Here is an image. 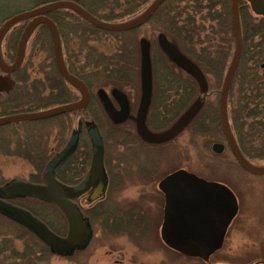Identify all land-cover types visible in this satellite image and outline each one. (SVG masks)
Wrapping results in <instances>:
<instances>
[{
  "label": "water",
  "instance_id": "water-1",
  "mask_svg": "<svg viewBox=\"0 0 264 264\" xmlns=\"http://www.w3.org/2000/svg\"><path fill=\"white\" fill-rule=\"evenodd\" d=\"M166 1L154 0L140 16L123 23L101 21L71 1L50 3L7 20L0 28V47L6 34L15 25L32 19L24 30L16 52L15 62L11 66L4 62L0 49V72L11 75L20 68L30 35L36 27L45 25L51 34L57 71L65 82L79 92L81 99L43 112L15 114L1 118L0 127L18 122L62 116L86 109L89 104L90 92L80 79L67 70L59 32L55 24L45 17L46 14L59 10H70L97 29L110 33H126L148 23ZM247 1L256 15L264 16V0ZM231 11L235 51L220 94L221 126L227 145L238 165L250 174L264 176V166H254L244 157L230 126L228 95L242 53L239 0H232ZM159 43L166 56L197 82L201 95H206L208 83L202 71L183 56L166 38L161 37ZM141 49L143 53L147 51L148 45L145 41L141 42ZM152 83V65L146 62L141 69L142 93L135 122L144 141L151 144H164L177 138L200 113L203 105L201 102L191 105L169 129L161 133H152L146 126V117L151 105ZM102 96L112 122L121 124L131 118L129 103L122 94L116 95L120 103V110L113 107L107 95ZM84 126L90 139L92 157L89 171L79 185L69 187L61 183L57 179V173L71 159L80 144L83 130L81 121L65 147L46 166L43 174V185L15 179L0 187V215L25 228L43 243L52 254L62 258L71 257L76 252H83L93 238L89 219L82 216L73 200L94 188L89 201H96L104 194L106 188L104 140L95 123L87 122ZM213 150L218 154L222 153L224 146L215 144ZM159 189L166 196L165 220L161 228L162 240L169 248L185 256L200 258L208 262L210 257L222 247L226 229L237 213V201L234 194L223 185L207 182L185 171H179L167 177L160 183ZM18 198H33L54 204L66 218L68 223L67 235H57L29 211L8 202Z\"/></svg>",
  "mask_w": 264,
  "mask_h": 264
},
{
  "label": "trees",
  "instance_id": "trees-1",
  "mask_svg": "<svg viewBox=\"0 0 264 264\" xmlns=\"http://www.w3.org/2000/svg\"><path fill=\"white\" fill-rule=\"evenodd\" d=\"M69 1L80 5L101 21L109 19L112 23H120L126 21L125 18L128 15L140 12L142 8L144 9L153 0ZM117 5H119L121 13L115 15L113 14V10H115ZM231 5L232 0H167L157 10L155 16L146 24L143 30L139 29L123 34L117 33L118 37H115V33H110V35H114L113 37L109 36V33H104L108 35L106 37L117 41V46H115L116 54L109 55L107 58L103 57V53H95L91 49V45H89L91 42L99 41L97 38L93 40L97 35L92 33L98 32V29L86 23L74 22L75 18H79L72 14V12L61 10V12L66 14L67 20H73L71 31H68V25L62 24V20L60 23L58 22V27L65 44L67 43V33H74L76 37L82 34L81 43H83V50L86 51L83 58L85 64L82 65L79 60L82 56V49L77 53L76 50H66L65 53L67 55L68 51L72 56L69 60L72 63V65H69L70 72L81 78L93 94L97 88L103 89L106 86L105 82H114L113 79L110 78L108 80V77H104L112 67L118 70L117 72L121 77H124L123 71L130 72L131 56H134V60L137 62L136 68L133 69L132 67V70L136 72L137 68H139V37L142 34L146 36L148 33H151V40L150 38H146L147 36L143 38L151 42L150 52L153 81L155 82L156 75L161 77L162 85L160 86V93L164 97L167 96V98H164L166 99V103H171L170 105L174 104V107L171 108L173 120L170 124H172L187 108L195 103L200 97V93L194 79L176 66L162 51L159 40L161 37L166 38L183 56L194 63L202 71L207 80H209V95L205 99L207 101L205 109L201 112L199 119L202 120L203 116L206 117L204 124L211 126L212 130H219L220 88L235 51ZM239 17L242 30V53L229 90L228 116L231 130L242 154L249 163L258 167L264 165V19L252 14L246 0H239ZM42 31L46 32V29L42 28ZM18 37L17 29L12 31L7 37L6 48L10 59L14 57ZM76 42H80V40L77 39ZM31 53H33L31 58H40L41 55L40 59L45 61V63L47 62L49 64L48 67H52L47 74L52 78L54 77L58 84H63V80L55 67L51 46L45 47L39 52L36 48L32 49ZM65 59L67 64V56ZM153 62L154 64L156 62L162 65V72L159 75ZM100 75L101 77L103 75L104 80L100 79ZM120 75H118V78ZM69 97L67 101L69 103L77 100V98H72V94ZM176 97L179 100L172 103L171 99H175ZM96 101L97 99L94 96L87 111L85 110L86 112L72 113L71 122L73 116H89L95 121L104 134L106 154L108 140H112L115 147H117L116 141H118V146L126 147L124 137L119 139L114 135L107 115L100 109V103L98 104ZM57 119H60L61 124L64 125L67 120L70 121V116H60ZM102 120H105L109 124L108 133L101 125ZM66 168L67 165L62 171L64 172ZM63 172L59 174V180L67 182V176L63 175ZM0 221L2 224L6 223L4 226L7 230L12 223L1 216ZM48 226L54 233L60 235L50 224ZM138 229L139 231L145 230L144 227H139ZM18 230L26 234L19 235L20 237H18L16 236L17 232L5 234L0 229V237L2 238V243H5L4 247L6 248V250H1L0 254L3 251H9L10 253L5 259L0 260V264H24L26 260H30V262L25 264H34L37 261L38 258L34 257L37 254L35 245L42 246V244L37 240L31 242L34 236L27 230L20 227ZM22 236L25 237L23 238ZM14 240H19L22 242V245L23 243L25 244L24 252L16 250ZM1 249H3V245Z\"/></svg>",
  "mask_w": 264,
  "mask_h": 264
},
{
  "label": "rangeland",
  "instance_id": "rangeland-1",
  "mask_svg": "<svg viewBox=\"0 0 264 264\" xmlns=\"http://www.w3.org/2000/svg\"><path fill=\"white\" fill-rule=\"evenodd\" d=\"M51 1L52 0H0V26L8 18L20 12L27 11L40 4ZM147 6L148 5H146L144 9ZM144 9L142 8L140 11ZM125 20L129 19L125 18ZM102 21L112 23L109 19H104ZM92 33L97 35L93 40H96V38L99 40L90 43L95 53H103L102 55L104 58L116 54L115 46H117V41H113L110 37H106L108 35L113 37L114 35H110L109 32L100 29H98V32ZM104 33L109 34L106 35ZM144 36L145 35L142 34L139 38ZM146 36V38L152 39L151 33H148ZM115 37H118L117 33H115ZM146 42L149 43V45L151 44L149 40H146ZM28 47L30 48V46ZM150 50L151 48H148L142 56L139 55V68H137L136 72L132 70V67L135 69V66H137L134 56L130 57V72L126 70L123 71L124 77H121L117 72L118 70L112 67L109 73H106L104 77L115 79L120 75L119 78H117L116 82H105L106 86L103 87V89L99 88L98 92L100 94H109L117 87L128 92V87L130 85L138 84V82H140V64L149 61L151 56ZM26 53V58L30 59L33 53H31V50H27ZM85 53L86 52L82 51V56L79 59L82 65L85 64V60L83 59ZM159 57L161 56L159 55ZM26 64L24 69L25 73L27 72V74L31 76L27 84H32L34 76H37L38 67L32 66L31 62H26ZM153 65L159 75L162 72V65L156 62L155 64L153 62ZM44 68L49 70L52 67L46 66ZM113 70L115 71L114 73ZM120 72H122V70H120ZM21 74L25 75L24 71ZM160 78V76H155V105L153 104V106L150 107L149 111L150 113L152 112V119H148V124L152 125L155 129L167 127L173 120L171 108L174 107V104L170 105L171 103H166V99L164 98H167V96L164 97L163 94L160 93V86L162 85ZM1 79L9 80L10 83L8 87H11L10 90H12L13 84H15L13 80L11 78L7 79L0 72V80ZM100 79L104 80L103 75L102 77L100 75ZM131 81H134L136 84L134 82L131 84ZM68 89L71 90L70 95L72 94V98H77L78 100V93L71 87ZM44 92H46L45 94L49 93L47 90ZM10 93L11 92L2 93V90H0V101L4 100ZM129 93L132 97L133 95L135 96V91L133 93L129 91ZM213 97L215 98V96ZM69 98L70 97H67L66 99L69 100ZM171 100L173 103L179 99L176 97ZM103 107L105 108V105H103ZM58 117L37 121L18 122L0 127V154L5 155L6 153L7 155L5 156H8H0V169L2 171L0 173V186L15 179H20L22 181L28 180L27 177L29 176V171H32V168L27 164L26 159L18 155L34 154L35 151L31 145L36 139L42 141V154H46L49 150L48 145L50 143V145H52L54 138L58 135V131H56L58 128L55 129L54 127L55 123L61 124L60 119H57ZM79 118L80 116H73L71 125L67 130L66 139H68L70 128L76 126ZM86 118L88 121L92 120L89 116ZM62 125L63 124H61V126ZM101 125L108 133V123L102 120ZM56 127H58V125H56ZM213 133L216 135V138L200 139L198 149L189 145L191 142V134L187 133L173 144L163 147H150L144 145L141 146V148L137 147L135 151H133L131 155H135L134 163L141 171L148 172L156 166L158 169V173L153 175V180H150V178L142 179V177H138L136 173L131 175L132 178L130 179V184H128V189L121 195L124 203L121 204V208L127 209L131 203L136 204L143 209L149 218L148 227L145 228L144 231H139V229L136 228L135 231L137 236L134 240L128 238L126 234H120V232H118L119 234L117 235H106L105 238L100 237L99 233L98 237V232H96L95 229L93 240L85 252H76L73 257L62 258L53 255L43 243L34 237L31 242L37 240L44 246L35 245L37 254H35L34 257L38 259L34 264H264V262H261L264 261V176H256L243 170L234 161L228 149L220 156L215 154L212 151V145L214 143L225 144V142L217 130L213 131ZM48 140L50 141L48 142ZM113 144L112 140H108V167H113L114 155L119 154V152L116 151L117 147ZM128 154L130 155V153ZM128 154L126 153L125 155L127 156ZM209 156L226 160L229 158L227 167H218L214 165V162L211 161ZM126 159L128 160V156ZM253 161H255V159H253ZM229 166L230 168H228ZM181 169L191 172L205 181L218 183L220 185L225 184L235 193L239 203L240 211L236 214L232 222L233 230L230 239L224 242V245L210 257L208 262L202 259H191L170 250L160 236L163 197L156 190L155 182L158 181V179H162L165 175H169L171 172ZM120 200L121 199H119V201ZM21 205L39 212L61 236L67 234V221L58 208L49 210L42 205H37L29 201L22 202ZM235 223H237V227H234ZM4 225H6V223L2 224L0 221L1 232H5V234L17 232L16 236L18 237H20L19 235L26 234L18 230L19 227L12 223L9 225L8 230L5 229L6 227ZM22 237L24 238L25 236ZM19 240H14L15 248L18 252H24L25 244L23 243L22 245V242ZM1 243L2 238L0 237V251L6 250L4 247L5 243ZM2 245L3 249H1ZM9 255V251L1 252L0 260L5 259V257ZM29 262L30 260H26L24 264Z\"/></svg>",
  "mask_w": 264,
  "mask_h": 264
},
{
  "label": "flooded vegetation",
  "instance_id": "flooded-vegetation-1",
  "mask_svg": "<svg viewBox=\"0 0 264 264\" xmlns=\"http://www.w3.org/2000/svg\"><path fill=\"white\" fill-rule=\"evenodd\" d=\"M57 1H69V0H52L51 2L40 4V5L32 8V9L20 12L18 14L29 12V11L38 9L42 6H45L47 4L57 2ZM246 3L248 5L250 11L252 12V14H254V16L261 18V19H264V16L256 15L252 11L250 3L247 0H246ZM150 4H148V6L143 11H140L137 14L134 13V14L128 15L127 18L129 20L137 18L138 16H140L142 13H144L146 11V9L150 6ZM132 5H134V4H132ZM68 11H70V10H68ZM70 12H72V11H70ZM119 13H121V11L119 9V5H117L115 10H113V14L117 15ZM18 14H16V15H18ZM72 14L76 15V17L79 18V19L75 18L74 22L77 21L78 23L89 24L84 19L79 17L77 14H75L74 12H72ZM155 14H154V16H155ZM16 15H14V16H16ZM65 16H66V14L61 12V10L50 12V13L45 15V17L50 19L55 24V26L57 27V30H58L59 36H60V41H61V48H62L64 63L67 67V70L70 72L69 65H72V63H70L69 60L71 59L72 56H71V54H69L70 52L68 53V51H67V55H66V53H65L66 50H69V51L76 50V53H77V52L81 51V49L83 50L84 48H83V43H81V39H82L81 35L82 34H80L79 37H76V35L74 33H67V43L66 44L63 43L62 36H61L60 30L58 27V22L60 23L62 20V24L64 23L65 25H68V27H69L68 31H71V27L73 24L72 23L73 20H71V19L67 20V17H65ZM93 17H95V16H93ZM11 18L12 17L8 18L7 20H9ZM95 18H97V17H95ZM129 20H126V21H129ZM31 21H32V19L23 21V22L15 25L4 37V39L1 43L0 49H1L3 60L7 65L11 66L15 62L16 52H17V49L19 46V42L21 40V37L24 33L25 28L27 27V25ZM126 21H123V22H126ZM123 22H120V23H123ZM146 24L135 29V30H133V31H130V32H134V31H137L139 29L143 30V28L146 26ZM1 26H0V28H1ZM42 28H45L46 32L42 31ZM16 29L18 30L19 37H18V41H17L15 55H14L13 59H10L9 58L10 55H9L8 50L6 48V42H7V37L9 36V34ZM74 38H75V40H74ZM77 39L80 40V42H76ZM146 40L147 39H145L143 37H141L139 39L140 56H142V54H143L142 49H141V42L142 41L146 42ZM147 45H148V48H151V44L149 45V43H147ZM28 46H30V48ZM50 46L53 50V43H52V38H51V34H50L49 29L45 25H39L38 27L35 28V30L32 32V34L29 37V40L27 42L26 51H25V56H24V59H23V62L21 64L20 68L15 73H13L11 75L2 73L7 79L11 78L15 84H13L14 86H13L12 90H10L11 87H8L10 81L9 80H3V79L0 80V90H2V93L3 92H5V93L11 92L10 94L7 95L6 98H4V100L0 101V119L15 115V114L43 112V111H47V110H50V109H53V108H56L59 106L70 104L69 102H67L68 99H66V98L69 97L70 93H71V90H69L68 88L69 87L73 88V87L71 85H69L67 82H65L64 79L60 75L59 76L63 80V84H61V85L57 83V81L55 80L54 77L52 78L51 76H49L47 74V72L49 70L44 68L46 66H49V64L47 62L45 63V61L40 60V58H38V57L37 58H30V59L26 58L27 50H32V49L34 50L36 48V50H38V52H39V51L43 50L45 47H50ZM91 49L94 50L92 47H91ZM83 51L86 52L85 50H83ZM66 56H67V64H66V59H65ZM69 56H70V58H69ZM53 57H54V54H53ZM26 62L27 63L31 62L32 66L38 67V72L36 73L37 76H34V81L32 84H29V83L27 84V81L29 78H31V76L28 75L27 72L25 73L24 69L27 65ZM148 62L151 63V56H150ZM54 63H55V60H54ZM46 64H48V65H46ZM141 64H140V67L142 69V66L144 64H142V65ZM230 64H231V62H230ZM230 64H229V66H230ZM55 67H56V65H55ZM228 69H229V67H228ZM228 69H227V71H228ZM23 71H24L25 75L21 74ZM227 71L225 73V76L227 74ZM19 74H21V75H19ZM225 76H224V79H225ZM75 77L80 79L87 86V84L81 78H79L78 76H75ZM117 78H118V76H117ZM117 78H115L113 80L116 82ZM224 79H223V82H224ZM108 80H110V78ZM206 80H207V78H206ZM207 81H208L207 82L208 83V93L204 96L201 95V93L199 91V86H198L197 82L195 81L197 86H198V91L200 93V97L195 101V103L201 102L203 105L200 113L195 117V119L191 122V124L183 132H181V134L177 138H175L174 140H172L168 143H164V144H151V143L144 141L142 139V137L140 136L138 129H137L135 118L137 116V113H138V110L140 107V101H141V93H142V90H141V72H140V82H138L139 85L136 84L134 81H131V84H133V82H134L136 85H130L128 87L129 88L128 92H125V91H123L117 87L113 90V92H111L109 94L108 93L107 94L106 93L100 94L98 92L99 88H97L93 94L91 92V89L87 86V88L90 92L89 104H90L92 98L95 96L97 99L96 102H98V104L100 103V105H101L100 109L103 110V112L107 115V118L110 122L109 124H110V126H112V131L114 132V135L119 139L121 137H124L126 147L125 146H118V141H116V143H117L116 151L119 152V154L114 155L113 167L112 166L108 167L109 161H108V156L106 154V144H105L104 134H103L101 128L99 127V125L93 120L88 121L86 116L80 117L76 123V126L74 128H70L69 134H68L69 136L67 135L68 139H66L67 130L69 129V126L71 125V118H72L71 114L72 113L65 114V115L70 116V119H69L70 121L67 120V122H65L64 125H62V126H61V124H56V123L54 124L55 129L58 128L56 130V131H58V135L54 138L53 142L51 141L52 145H50L51 143L48 145L49 150L46 152V154H42V141H39L36 139V140H34V143L31 145V147L35 151L34 154H30V155H20L19 154L18 155L19 157L26 159L27 164H29L30 168H32V171H29V176L27 177L28 180L26 182H30L33 184H41V185L44 184L43 174H44V171L46 169V166L65 147V145L70 140L72 133L78 129V123L81 121L83 123V130H82V134H81L80 144H79L76 152L74 153V155L71 157V159L57 173V179L59 180V174H61V172H63L62 171L63 168H65V166L67 165L66 170L63 172V175L67 176V182H62L60 180L59 181L65 185L69 186V187H74V186L79 185L84 180V178L86 177V175L89 171L90 164H91V157H92L91 143H90V139H89V136H88V133H87V130H86L84 124H86L87 122L95 123L98 127L100 134L102 135V138L104 140V146H105L104 170H105L106 180H107L105 192L98 200L90 202L89 198H90L92 192L94 191V188H92V189H90V191H88L84 195L73 200V203L79 208L82 216L84 218L89 219L90 226L93 230V237H94V230L96 229V232H98V237H99V233H100V237L105 238L106 235H117V234H119L118 232H120V234H122V235L126 234L128 238H130L131 240H134L135 237L137 236L136 231H135L136 228H139V227L147 228L148 224H149V222H148L149 218L146 215V213L143 211V209L140 208L136 204L131 203V205L127 209L121 208V204H124L122 201L121 195L124 194V192L128 189V184H130L129 182H130V179L132 178L131 175L136 173L138 175V177H142V179L143 178H150V180H153L152 179L153 175L155 173H158V169L156 166V167H154V169H152L148 172L141 171L139 169V167L134 163L135 155L134 154L131 155V154L133 153V151H135V149L137 147L141 148V146H144V145L150 146V147H163L165 145L173 144L179 138H181L184 134H187V133L191 134V142L189 143V145L194 147V148H197V149L199 147V140L200 139L205 140V139L216 138V135H214V133H213V131H215V130L214 129L212 130V128L210 126L204 124L206 117L203 116L202 120L199 119L201 112L205 109V105L207 102V101H205V99L209 95L210 82H209V80H207ZM109 82H111V81H109ZM223 82L221 84V89H222ZM155 87H156V85H155V82L153 81V83H152V97H151L150 107L153 106V104L155 102ZM31 88H32V90H31ZM221 89H220V94H221ZM46 90L49 91L48 94H45L46 92H44V91H46ZM75 91L79 95V99L77 100V101H79L81 99V96L77 90H75ZM129 91H131L132 93L135 91V96L133 95V97H132L130 95ZM119 93L122 94L127 99L128 103H129L131 118L128 119L127 121L121 123V124H116V123L112 122L110 117H109L106 104L104 103V101L102 99V97H103L102 95H107L109 97V101L111 102L113 107L116 110H120V108H121L120 103L118 102V100L116 98V95ZM77 101H75V102H77ZM96 102H95V105H96ZM89 104H88V106H89ZM103 105H105V108L103 107ZM88 106L86 107V109L78 110V111H75L73 113H76V112L84 113L87 111ZM188 109L189 108H187L185 110V112ZM149 110H150V108H149ZM149 110H148L147 117H146V126H147L148 130L152 133L164 132L167 129H169L177 121V120H175L172 124H170L167 127H163V128L160 127L159 129H155L152 127V125L148 124V119H152L151 118L152 112L150 113ZM185 112H183L182 115ZM65 115H62V116H65ZM219 120H220L219 130H217V129L216 130L218 131L219 135L222 136V138L224 139L225 144L214 143L212 145V151L215 154L220 156V155L224 154L228 149V151L230 152V155L233 157V155H232V153H231V151L227 145L223 131H222L220 110H219ZM56 125H58V127H56ZM1 127H3V126H1ZM49 141L50 140H48V142ZM187 144H188V142H187ZM215 144H221L224 146V150L222 153L218 154L213 150V147ZM237 145H238V143H237ZM126 153L127 154L130 153V155L129 154L127 155L128 160L126 159V157H127L125 155ZM88 154H90V156H88ZM5 155H7V154L5 153ZM5 155L0 154V156H5ZM5 157H8V156H5ZM209 158L211 159L212 162H214V165H216L218 167H227V164L229 162V158L227 160L226 159H217L216 157H210V156H209ZM233 159H234V157H233ZM234 161L236 162L235 159H234ZM237 165H238V163H237ZM228 168H230V166ZM179 171H185V170H182V169L181 170H175V171L171 172V174L165 175L162 179H160V180L158 179V181L155 182L156 190L163 197V201H162L163 202V214H162V223L160 224L161 228H162V226L164 224V220H165L166 196L159 189V185L167 177H169V176H171V175H173ZM1 172L2 171L0 169V173ZM185 172L192 174V175H195V174L188 172V171H185ZM195 176L198 177L197 175H195ZM198 178H200V177H198ZM207 182H209V181H207ZM8 183H6V184H8ZM6 184H4V185H6ZM4 185H2V186H4ZM221 185L227 187L234 194L236 201H237V213L236 214H238L240 209H239V203H238V200H237L235 193L225 184H221ZM2 186H0V187H2ZM119 199H121V200L119 201ZM26 201L33 202L37 205H42L49 210L50 209L55 210L57 207L54 204H50V203H47V202H44V201H41L38 199H33V198H18V199L8 201L9 203H11L17 207H20V208H23V209L29 211L31 214H33L35 217H37L39 220H41L44 224H46L48 226L49 223L45 220V218L39 212H36L35 210H33L29 207L21 205L22 202H26ZM0 216L3 217L4 219L10 221L9 219H7L4 216H2V215H0ZM235 217H236V215L231 220L229 226L226 229V232L224 235L223 245H224V242L229 240L231 235H232V230H233L232 229V222L234 221ZM151 221H152V219H151ZM10 222H12V221H10ZM12 223L15 224L16 226L20 227V228H23L22 226L14 223V222H12ZM234 227H237V223H235ZM23 229H25V228H23ZM67 232H68V223H67ZM160 236H161V231H160ZM92 240H93V238H92ZM90 244H89V246H90ZM89 246L83 252H85L89 248ZM73 256H71V257H73Z\"/></svg>",
  "mask_w": 264,
  "mask_h": 264
},
{
  "label": "crops",
  "instance_id": "crops-1",
  "mask_svg": "<svg viewBox=\"0 0 264 264\" xmlns=\"http://www.w3.org/2000/svg\"><path fill=\"white\" fill-rule=\"evenodd\" d=\"M167 246V245H166ZM168 247V246H167ZM170 250H172V251H174V252H177V251H175V250H173V249H171V248H169ZM177 253H179V252H177ZM181 254V253H180ZM181 255H183V254H181ZM185 256V255H184ZM185 257H188V258H194V257H189V256H185ZM195 259H198V258H195Z\"/></svg>",
  "mask_w": 264,
  "mask_h": 264
}]
</instances>
